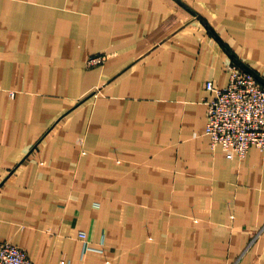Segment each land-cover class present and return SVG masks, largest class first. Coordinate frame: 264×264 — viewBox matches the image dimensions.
Instances as JSON below:
<instances>
[{"label": "crops", "instance_id": "obj_1", "mask_svg": "<svg viewBox=\"0 0 264 264\" xmlns=\"http://www.w3.org/2000/svg\"><path fill=\"white\" fill-rule=\"evenodd\" d=\"M230 62L264 83V0H0V241L35 264H264V152L205 134Z\"/></svg>", "mask_w": 264, "mask_h": 264}, {"label": "built area", "instance_id": "obj_2", "mask_svg": "<svg viewBox=\"0 0 264 264\" xmlns=\"http://www.w3.org/2000/svg\"><path fill=\"white\" fill-rule=\"evenodd\" d=\"M105 55L89 57L87 67L102 64ZM229 82L218 87L206 83L211 98L206 102L205 134L212 149L221 147L229 158H243L254 147L264 152V86L254 74L230 62ZM79 237L86 239L85 233ZM0 264H35L27 252L10 241H0Z\"/></svg>", "mask_w": 264, "mask_h": 264}, {"label": "water", "instance_id": "obj_3", "mask_svg": "<svg viewBox=\"0 0 264 264\" xmlns=\"http://www.w3.org/2000/svg\"><path fill=\"white\" fill-rule=\"evenodd\" d=\"M243 68H245V67H243ZM246 69V68H245ZM246 70H248V69H246ZM249 71V70H248ZM250 72V71H249ZM252 74H254L253 72H251ZM255 75V74H254ZM255 77L257 78V80L264 86V83H262L261 81H260V79L255 75Z\"/></svg>", "mask_w": 264, "mask_h": 264}]
</instances>
